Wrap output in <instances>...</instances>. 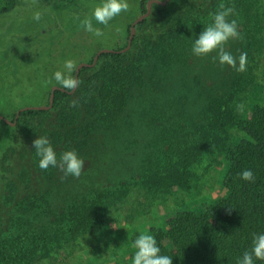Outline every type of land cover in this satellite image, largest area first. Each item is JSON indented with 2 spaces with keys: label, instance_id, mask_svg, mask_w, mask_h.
<instances>
[{
  "label": "trees",
  "instance_id": "1",
  "mask_svg": "<svg viewBox=\"0 0 264 264\" xmlns=\"http://www.w3.org/2000/svg\"><path fill=\"white\" fill-rule=\"evenodd\" d=\"M39 1L55 3L59 13L79 5L78 0ZM17 2L0 0V14L12 12ZM148 2L139 0L142 15ZM221 2L235 8L229 19L237 21L243 39L230 40L226 50L237 58L247 53L243 73L213 62L215 53L196 57L191 51ZM153 8L163 13L162 5ZM153 18L136 25L131 50L103 53L95 67H83L75 94L57 90L51 110L22 111L16 126L0 119L5 126L0 150L18 135L44 136L57 158L74 150L85 161L78 179H62L57 168H39L33 149L30 175L21 174L27 194L5 223L0 216L5 228L0 264H46L58 251L76 248L101 230L142 191L154 201L186 196L161 224L143 232L155 237L172 264H238L251 251L253 234H264V0H213L172 16L153 37H142ZM93 62L94 57L87 63ZM73 100L76 107H70ZM52 112L54 127L37 135L35 121ZM16 114L7 119L14 123ZM213 169L222 193L204 200L199 193ZM246 169L254 182L239 178ZM80 184L81 190L74 188ZM59 195L68 197L58 202Z\"/></svg>",
  "mask_w": 264,
  "mask_h": 264
},
{
  "label": "rangeland",
  "instance_id": "2",
  "mask_svg": "<svg viewBox=\"0 0 264 264\" xmlns=\"http://www.w3.org/2000/svg\"><path fill=\"white\" fill-rule=\"evenodd\" d=\"M70 1L55 0L61 4ZM212 1L183 0L175 4L170 0L162 6L161 14H156L159 11L152 6L149 16L153 15L154 18L147 24L149 29L141 32V36L151 38L172 16L194 10L202 4L209 5ZM101 3L102 1L78 0V6L72 5V9H64L59 13L53 2L47 4L37 0L36 4L32 5L31 0H18L12 12L0 14V115L9 119L21 108L47 105L51 88L55 86L54 81H47L55 71L63 70L65 60H74L79 66L81 63H87L102 49L124 47L128 42L127 27L142 15L139 0H128L130 10L122 12L110 21L107 27L93 25L105 33L103 37H94L84 31L80 23ZM36 11L43 14L39 22L32 18ZM167 13L170 15H166ZM136 34L137 30L134 37ZM133 44L132 41L129 50ZM4 56L7 57L4 59ZM97 64L98 61L92 67ZM77 89L71 94H75ZM54 117L55 113L52 112L48 118L35 121L38 125L37 135L44 129L54 127ZM4 130L5 126L0 123V138ZM33 140V137L18 135L5 149L0 150V216L2 215L4 223L27 194V186L23 184L21 174L27 172L30 175ZM205 179L206 183L199 197L207 200L209 194L213 198L220 196L222 191L217 183V169L211 170ZM10 182L15 185L12 186ZM74 188L81 190L82 184ZM66 192L71 195L69 186L66 187ZM66 197L68 196L59 195L55 199L59 202ZM185 199V195H175L170 196L167 201H154L143 191L136 192L123 203L119 212L114 213L113 218L104 224L101 230L95 229L89 237L82 238L81 244L76 248L60 250L42 263L131 264V257L135 252L132 245L136 234L161 224L168 211ZM4 230V227L0 228V231Z\"/></svg>",
  "mask_w": 264,
  "mask_h": 264
},
{
  "label": "clouds",
  "instance_id": "3",
  "mask_svg": "<svg viewBox=\"0 0 264 264\" xmlns=\"http://www.w3.org/2000/svg\"><path fill=\"white\" fill-rule=\"evenodd\" d=\"M37 0H31V4H36ZM130 4L128 0H102V3L95 6L90 16L85 17L80 27L94 37H103L104 31L93 26V20L97 24L107 27L110 21L118 17L122 12H128ZM42 13H33V20L39 22ZM235 15L234 6H227L221 2L218 11L211 13V23H209L195 38L192 45V53L196 57L212 56L213 62L218 61L221 67L230 66L237 73L247 70V53L242 52L239 57L233 56L226 50V45L230 40H242L239 32V25L235 19H229ZM119 30V29H117ZM78 66L74 60L64 61L63 70L55 71L47 83L55 82V85L62 90L74 91L79 87L80 81L74 75ZM78 101L73 100L70 107H76ZM243 105H237V111H242ZM33 147L36 156L39 157L38 166L41 170L47 171L49 167L57 168L63 173V177L71 176L79 178L84 169L85 161L81 159L74 150L64 151L57 158L48 138L40 136L33 140ZM240 179L254 182V174L251 170H244L238 174ZM134 254L131 257V264H172L170 255H162L161 249L153 235L141 233L133 242ZM254 260L264 261V234H253L251 251H245L238 264H254Z\"/></svg>",
  "mask_w": 264,
  "mask_h": 264
},
{
  "label": "water",
  "instance_id": "4",
  "mask_svg": "<svg viewBox=\"0 0 264 264\" xmlns=\"http://www.w3.org/2000/svg\"><path fill=\"white\" fill-rule=\"evenodd\" d=\"M170 0H149L148 2V6H147V12L143 15H141L137 20H135L133 23H132V26H131V33H130V36H129V40H128V45L125 49L121 50V51H116V50H113V49H102L100 50L97 55L94 57V62L92 64H88V63H81L79 66H78V70L76 72V77L79 79V74H80V71L83 67H92L94 66L100 55H102L103 53H125L127 52L131 45H132V41L134 39V35H135V31H136V25L141 22L142 20L146 19L147 17H149L150 13H151V9H152V6L154 4H159V5H166ZM57 90H60V91H63V92H68L67 90H62L60 89L58 86H54L52 89H51V94H50V99H49V104L48 105H43V106H34V107H25V108H22L20 109L17 114H16V118H15V122L12 123L10 122V120H8L7 118L3 117L2 115H0V119L7 122L8 124L14 126L18 119H19V116L21 114L22 111H25V110H29V109H33V110H39V111H46V110H50L52 109L53 105H54V100H55V92ZM75 91V90H74ZM74 91H71L70 93H73Z\"/></svg>",
  "mask_w": 264,
  "mask_h": 264
}]
</instances>
